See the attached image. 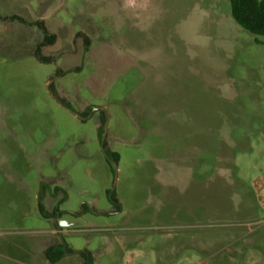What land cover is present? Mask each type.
Segmentation results:
<instances>
[{
	"label": "rangeland",
	"instance_id": "1",
	"mask_svg": "<svg viewBox=\"0 0 264 264\" xmlns=\"http://www.w3.org/2000/svg\"><path fill=\"white\" fill-rule=\"evenodd\" d=\"M80 250L264 264V36L231 0H0V264Z\"/></svg>",
	"mask_w": 264,
	"mask_h": 264
},
{
	"label": "trees",
	"instance_id": "2",
	"mask_svg": "<svg viewBox=\"0 0 264 264\" xmlns=\"http://www.w3.org/2000/svg\"><path fill=\"white\" fill-rule=\"evenodd\" d=\"M231 13L236 22L243 28L253 34L264 36V0H231ZM14 19L21 18L16 15L14 16ZM36 23L41 26L44 32V37L43 40L36 46L34 54L40 61L47 62L49 61V58L42 56L40 54V50L46 45L55 43L57 34L49 32L44 20H39ZM59 71L61 72V70ZM111 157L115 162L119 159V155L116 152L111 153ZM39 200H41L40 196ZM39 205L41 208V201H39ZM59 211V209H55L52 216L57 215ZM62 216V211H60L59 217L62 218ZM46 253L47 257L52 262H57L65 255V250L63 249V244L58 243L51 245L46 250ZM81 254L84 255L83 252H81ZM85 264H87V257Z\"/></svg>",
	"mask_w": 264,
	"mask_h": 264
},
{
	"label": "water",
	"instance_id": "3",
	"mask_svg": "<svg viewBox=\"0 0 264 264\" xmlns=\"http://www.w3.org/2000/svg\"><path fill=\"white\" fill-rule=\"evenodd\" d=\"M96 110L97 109H103V108H101V107H97V108H95ZM106 134H107V128L105 127L104 128V130H103V134H102V140H101V142H102V147H103V145H104V141H105V138H106ZM111 161V164H112V166H113V168H114V171H115V184H114V187H113V189L111 190V192H110V198H112V195H113V191H114V188H115V185H116V182H117V163L114 161V160H110ZM55 222H56V220H55ZM71 224L69 223V222H67V221H65V220H60L58 223H56V226H57V229H58V231H59V234H60V237L62 238V232H61V227H63V226H70ZM63 245H64V249L66 250V245H65V243H63ZM78 252H81V250L80 251H78Z\"/></svg>",
	"mask_w": 264,
	"mask_h": 264
},
{
	"label": "flooded vegetation",
	"instance_id": "4",
	"mask_svg": "<svg viewBox=\"0 0 264 264\" xmlns=\"http://www.w3.org/2000/svg\"><path fill=\"white\" fill-rule=\"evenodd\" d=\"M40 20H44V19H41V18H40ZM37 21H39V20H37ZM37 21H36V22H37ZM44 21L46 22V20H44ZM35 49H36V48H35ZM34 52H35V51H34ZM57 214H58V213H57ZM55 216H58V217H57V219H55L56 222L54 223V225H55V228H56V232H57V234L60 235V234H59V231H58V229H57V226H56V223L59 222L60 217H59V215H55ZM55 216H52L51 218H54ZM60 230L62 231V227H61ZM52 245H53V244H52ZM50 246H51V245H50ZM50 246H49V247H50ZM49 247H48V248H49ZM48 248H47V249H48ZM82 252L86 255V257H87V261H89V257H88V255L86 254V252H84V251H82ZM78 253H79V252H78ZM46 254H47V253H46Z\"/></svg>",
	"mask_w": 264,
	"mask_h": 264
}]
</instances>
